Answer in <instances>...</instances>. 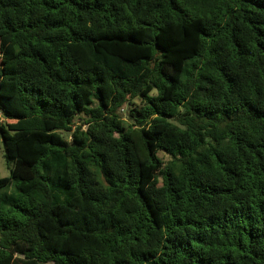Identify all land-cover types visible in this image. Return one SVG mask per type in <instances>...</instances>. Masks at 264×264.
Returning a JSON list of instances; mask_svg holds the SVG:
<instances>
[{
  "label": "clouds",
  "instance_id": "1",
  "mask_svg": "<svg viewBox=\"0 0 264 264\" xmlns=\"http://www.w3.org/2000/svg\"><path fill=\"white\" fill-rule=\"evenodd\" d=\"M0 264H264V0H0Z\"/></svg>",
  "mask_w": 264,
  "mask_h": 264
}]
</instances>
